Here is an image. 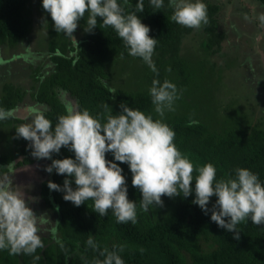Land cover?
Masks as SVG:
<instances>
[{
	"label": "trees",
	"instance_id": "obj_1",
	"mask_svg": "<svg viewBox=\"0 0 264 264\" xmlns=\"http://www.w3.org/2000/svg\"><path fill=\"white\" fill-rule=\"evenodd\" d=\"M30 1L0 0V45L15 46L30 32ZM256 1L264 6V0ZM137 2L138 0H130L133 8ZM144 2L145 11L138 15L142 23L150 27L149 35L158 39L154 63L159 76L145 64L146 76L144 74L143 79L139 78L137 81V84L143 83L145 86L135 90L133 87L126 89L124 84L120 85L108 77V62L111 57H121L120 53H123L122 58H133L128 55L122 40L111 27L101 28V18H98L94 32L87 33L84 30L86 13L84 20L78 22L82 34L76 42L63 33H57L51 16L47 13L51 37L50 57L54 67L43 79L37 78L40 83L36 87L35 97L38 102L48 106L46 116L53 126L58 117L65 114L60 95L63 92L74 97L81 108L90 109L93 115L103 111L102 105L105 102L114 114H118L121 111L120 105L126 103L134 109L152 114L154 119L160 118L154 111L148 92L154 78L161 81L168 79L178 89L192 86L190 97L194 96L193 85L197 77L189 71L190 57L181 54L183 37L193 29L169 19L172 14L169 0H164V7L158 10L150 6L149 0ZM206 5L209 17V23L204 26L209 33L206 46L213 53L221 50L224 32L219 31L217 25L219 5L210 2ZM145 81L148 83L145 84ZM179 92L183 99L180 90ZM25 94L22 87L6 83L4 94L0 96V107L17 108ZM210 104L195 109L188 107L185 111L183 107L171 114L165 112L164 121L176 133L174 143L182 152L190 154L194 162L201 165L214 163L217 179L228 174L234 175L237 167H245L257 173L264 183V127L261 122H253L249 114L245 120H240L237 109L233 116L227 109L228 114L218 110L215 103L213 106ZM189 119L198 121V124L189 127ZM22 121L21 118H9L0 121V124ZM31 151L22 149L19 153L24 152L25 156L17 163L31 162ZM69 157L74 159V152L62 148L60 153L53 154L52 160ZM15 158L12 154L2 155L0 164L8 165ZM106 159L114 160L112 153L106 154ZM117 163L123 168L129 199L138 203L142 194L132 186V173L128 164ZM6 170V167H0V173ZM66 178V175H59L53 170L51 178L42 183L41 195L58 214L55 228L58 235L42 237L44 247L34 254L41 259L35 261V264H91L95 258L103 259L88 247L89 235L94 236L101 249L106 246L111 250L113 245H125V250L121 253L125 264H264V225L256 226L249 219L248 222L237 225L240 239H234L233 232L220 228L211 221L210 212L205 215L198 205L192 203L195 199L194 192L188 198L177 196L176 203L171 208L164 204L162 208L150 206L148 211L138 210L137 223L124 224L116 222L111 210L107 216H99L91 209V200L76 207L63 199V192L49 189V181L62 187ZM72 186L75 188L74 181ZM194 187L195 181L193 189ZM215 200L216 197L211 198L209 208ZM57 240L63 242L64 249H61ZM141 248L145 250L143 253ZM0 254L4 264H33V256L9 255L7 251H0Z\"/></svg>",
	"mask_w": 264,
	"mask_h": 264
},
{
	"label": "clouds",
	"instance_id": "obj_2",
	"mask_svg": "<svg viewBox=\"0 0 264 264\" xmlns=\"http://www.w3.org/2000/svg\"><path fill=\"white\" fill-rule=\"evenodd\" d=\"M149 3L156 10L164 7V0H149ZM42 7L51 16L54 30L74 41L73 33L86 13L84 30L87 33L94 32L98 18H101V28L111 27L122 40L128 55L142 59L159 76L153 61L158 39L149 35L150 27L142 23L138 15L145 11L144 0H138L134 8L130 0H42ZM169 7L172 9L169 19L178 25L198 30L209 23L204 0H169ZM258 20L264 27V13ZM46 23L45 19L44 25ZM120 56L122 58L123 53ZM148 92L160 118L154 119L152 114L126 103H122L121 111L114 114L106 102L102 105L103 111L93 115L90 109L81 108L65 93L62 98L65 114L58 117L55 126L46 116L47 109L37 106L26 107L23 117L17 116L18 108L0 107V121L9 118L27 121L15 128L16 138L30 142L31 155L37 160H52L53 154L60 153L62 148L74 152V159H54L45 170L66 175L62 187L51 181L48 187L63 192V199L76 207L91 200V209L99 216H107L111 210L117 223L136 224L138 210L163 207V196L188 198L194 192L192 203L205 215L210 212L211 221L233 232L234 239H240L237 225L249 219L256 226L264 225V183L259 175L248 168L237 167L234 175L217 179L214 163L201 165L194 162L190 154L182 152L174 143L176 133L163 119L166 111H175V102L180 98L177 85L168 79L154 78ZM196 124L198 121L189 119V127ZM109 152L114 160L106 159ZM117 162L128 164L132 186L142 194L138 203L129 199L127 180ZM14 164H8L6 169H11ZM6 171L0 174V251L33 256L35 264L41 257L34 254L44 247L41 233L46 218L45 215L38 216L29 206L37 198L27 196L23 186L14 183L13 172ZM212 197L216 200L209 208ZM56 242L61 249L65 248L62 241ZM87 245L103 257L95 258L91 264H125L121 257L125 245L101 249L93 235H89ZM140 251L145 250L141 248Z\"/></svg>",
	"mask_w": 264,
	"mask_h": 264
},
{
	"label": "rangeland",
	"instance_id": "obj_3",
	"mask_svg": "<svg viewBox=\"0 0 264 264\" xmlns=\"http://www.w3.org/2000/svg\"><path fill=\"white\" fill-rule=\"evenodd\" d=\"M204 2L215 3L220 7L217 12V25L218 30L224 32L222 48L213 53L208 50L206 42L209 33L205 31L204 26L198 30L193 29L183 37L181 54L190 57L189 71L197 78L193 85V97H190L192 86L178 89L184 98L180 97L175 102L174 112L183 107L185 111L188 107L195 109L209 103L213 106L215 103L221 112L226 113L227 109L235 116L234 111L237 109L240 120H245L249 114L253 122L260 121L264 127V27L260 26L258 20V16L264 13V6L256 0H204ZM28 12L31 28L25 39L15 46L0 45V96L4 94L6 83L16 84L26 92L23 101L17 107L18 117L25 115L24 109L28 106L48 108L36 100V87L40 83L37 78L43 79L54 67L49 49L51 42L49 20L42 7V0H31ZM245 16L249 18L245 19ZM45 19L47 23L44 25ZM81 34L78 26L73 33L76 41ZM132 58L111 57L108 62L110 71L108 77L120 85L124 84L126 89L133 87L135 90L145 86L143 83L137 84V81L139 78L143 79L146 69L142 60ZM154 58L153 56V61ZM147 83L145 81V84ZM60 95L64 98L65 93ZM68 97L77 102L69 94ZM214 118L218 121L217 117ZM26 122L23 120L16 124H0V158L6 154L16 156L14 166L6 172H13L14 183L23 186L27 196L38 198L34 203L30 202L29 206L38 216L45 215L46 223L43 226L42 237L56 236L58 214L49 207V202L41 195L40 186L41 181L51 178L53 172L48 173L45 168L52 160H37L31 154H26L31 157V162L23 165L17 163L25 156L24 152L19 153L22 149L31 150L29 141L16 138L15 128ZM0 167L5 168L8 165ZM162 200L167 208L176 203V197L174 200L163 196ZM0 264H4L1 254Z\"/></svg>",
	"mask_w": 264,
	"mask_h": 264
},
{
	"label": "flooded vegetation",
	"instance_id": "obj_4",
	"mask_svg": "<svg viewBox=\"0 0 264 264\" xmlns=\"http://www.w3.org/2000/svg\"><path fill=\"white\" fill-rule=\"evenodd\" d=\"M106 154H107V153H106ZM49 178H50V177H49ZM49 178H48V179H49ZM46 180H47V179H46ZM43 181H45V180H43ZM43 181L40 182V186H42ZM36 183H38V181H36ZM37 199H38V198H37Z\"/></svg>",
	"mask_w": 264,
	"mask_h": 264
},
{
	"label": "crops",
	"instance_id": "obj_5",
	"mask_svg": "<svg viewBox=\"0 0 264 264\" xmlns=\"http://www.w3.org/2000/svg\"><path fill=\"white\" fill-rule=\"evenodd\" d=\"M18 106H19V105H18ZM18 106H17V107H18ZM23 120H24V119H23ZM19 160H20V159H19ZM25 164H27V163H25ZM0 165H1V164H0ZM1 166H2V165H1ZM7 171H8V169H7Z\"/></svg>",
	"mask_w": 264,
	"mask_h": 264
}]
</instances>
